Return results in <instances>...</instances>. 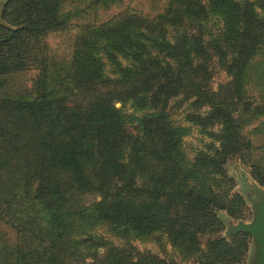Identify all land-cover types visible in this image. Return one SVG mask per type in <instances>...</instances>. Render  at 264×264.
Here are the masks:
<instances>
[{
    "label": "trees",
    "instance_id": "1",
    "mask_svg": "<svg viewBox=\"0 0 264 264\" xmlns=\"http://www.w3.org/2000/svg\"><path fill=\"white\" fill-rule=\"evenodd\" d=\"M65 6L3 7L0 86L37 75L31 90L0 99V227L14 231L0 228V264H243L252 235L224 236L218 211L246 209L227 171L233 156L264 185L254 160L264 151V0L127 8L80 25L70 58H58L47 38L72 27ZM216 68L229 77L218 89ZM173 101L187 104V125L173 120ZM257 121L259 147L243 135ZM195 127L211 140L191 159L184 144ZM102 226L122 244L97 234ZM148 241L163 250L136 247Z\"/></svg>",
    "mask_w": 264,
    "mask_h": 264
},
{
    "label": "rangeland",
    "instance_id": "2",
    "mask_svg": "<svg viewBox=\"0 0 264 264\" xmlns=\"http://www.w3.org/2000/svg\"><path fill=\"white\" fill-rule=\"evenodd\" d=\"M7 0H0V13L4 19L3 7ZM167 0H124L122 3L114 5L110 8H104L103 6H96L92 0H66V9L72 11L73 17L70 21L72 27L66 32L52 33L47 38L50 45L52 53L58 58H70L72 53V46L74 36L78 31V27L83 23L88 22H103L107 21L119 12L127 9L134 8L143 11L148 14L155 15L160 12ZM5 26L9 24L5 21ZM37 71L34 69L26 70L23 72L15 73L5 77L6 83L0 86V99L16 95V93H24L31 90L34 87V80L36 79ZM228 75L222 71L220 68L215 69L213 87L218 89L219 85L228 81ZM117 106L123 108L125 112L133 113L134 110L130 104L126 107L122 103H117ZM187 104H184L182 108L177 106L174 101L170 105V111L172 113V118L177 124L187 125L185 120V110ZM141 114L140 112H138ZM258 121L252 125H245L243 129V135L247 138H251L254 141L255 146H261L263 142L262 136L258 135L256 132V125ZM129 131L136 133L134 122H130L128 125ZM210 138L201 134L200 130L195 127L193 133L185 138L184 148L188 154V157L193 159L196 153L206 148V144L210 142ZM264 157V151H260L254 157V160L263 163L262 158ZM252 162H246L242 156H233L229 159L227 163V171L231 177L235 180V185L233 187V192L240 193L246 200V209L242 218H233L227 211H218L220 218L225 224V229L223 235L230 238L232 235L236 234L231 229L241 222L250 223L253 221L255 216V208L257 203L264 196V185H261L252 174ZM2 232L14 237V231L7 225H1ZM97 234L104 235L108 239H113L116 241L117 245L122 244L121 241L115 239L113 234L108 230L106 226H102L96 230ZM205 242V241H204ZM136 247L140 251L146 252L147 250H152L159 252L163 250L155 241L148 242H136ZM166 251L173 255L176 254L173 248L168 244L166 246ZM165 252V251H164ZM162 251V254L165 255ZM257 255V246L251 238V243L249 245V250H247V256L245 257L243 264H252ZM181 261V260H180ZM180 264H196L194 261H181Z\"/></svg>",
    "mask_w": 264,
    "mask_h": 264
},
{
    "label": "water",
    "instance_id": "3",
    "mask_svg": "<svg viewBox=\"0 0 264 264\" xmlns=\"http://www.w3.org/2000/svg\"><path fill=\"white\" fill-rule=\"evenodd\" d=\"M0 24L5 25L0 13ZM234 233L246 231L250 233L257 246V255L252 264H264V196L257 203L255 216L252 222H241L231 229Z\"/></svg>",
    "mask_w": 264,
    "mask_h": 264
}]
</instances>
